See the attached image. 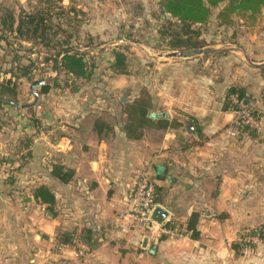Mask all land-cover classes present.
Listing matches in <instances>:
<instances>
[{"label":"crops","instance_id":"0c3cea01","mask_svg":"<svg viewBox=\"0 0 264 264\" xmlns=\"http://www.w3.org/2000/svg\"><path fill=\"white\" fill-rule=\"evenodd\" d=\"M255 23L239 18L243 28L236 35L206 47V66L192 52L180 56L190 58L187 64L165 63L174 77L164 76L157 92L153 86L143 91L148 122L137 128L128 111L140 92L119 98L115 112L111 98L73 92L55 78L46 81L45 93L42 85L34 88L35 105L20 107L13 103L34 100V80L18 79L17 102L5 94L9 104L0 110V170L10 167L6 178L12 177L0 180V264H264L262 240L253 253L232 248L239 231L256 224L249 199H264V113L253 135L230 138L233 112L223 109L235 87L264 110V16ZM4 70L0 81L11 77ZM55 165L72 171L70 179L54 175ZM139 173L168 211L161 226L170 235L125 229L120 221L123 198ZM40 186L53 195L51 205L35 196ZM192 212L196 238L186 228ZM143 236L154 251L141 248Z\"/></svg>","mask_w":264,"mask_h":264},{"label":"rangeland","instance_id":"374dc122","mask_svg":"<svg viewBox=\"0 0 264 264\" xmlns=\"http://www.w3.org/2000/svg\"><path fill=\"white\" fill-rule=\"evenodd\" d=\"M46 2L48 0H23V3L20 0H0V13L11 5L15 8L23 6L30 12L46 6ZM159 3L160 0H49L52 12L50 46L18 39L13 34L6 33L7 39L0 41V47H4L0 51V71L9 69V72L15 73L22 64H30L31 77L28 81L44 79L51 83L57 78L59 84L73 92L80 91L89 97L111 98L107 99L116 112L120 106L119 98H123V101L124 98L130 99L152 86L157 92L158 83L164 76L168 79L174 77V70L167 73L164 71L162 66L165 63L187 64L190 60L166 55L172 51H188L166 48V40H162L158 33L165 22ZM227 4L228 1L225 0L211 7L208 20L201 25H193L199 29V34H193L192 38L198 40L201 46L190 52L198 54L199 60L195 61L198 66H206L204 59L207 54L204 53L209 52L206 47H212L214 40H223L228 34L232 37L243 28L237 24L239 18L246 16L250 25L256 27L260 25L255 23L257 18L264 16V7L253 13H240L236 10L227 13L225 17L221 16ZM64 47L84 53L86 76L73 79L59 69L62 54L56 56V63L54 54ZM116 53L121 54L119 62H116ZM184 70L185 66L181 71ZM177 72L181 73L179 70ZM263 186L264 184L259 186L260 189ZM248 203V212H254L252 216L256 219V224L239 231L238 242L242 243L239 244L240 252H251L257 247L261 242L253 231L260 226L264 228V199L252 198ZM164 228L168 230V227ZM143 232L153 233L151 230ZM159 234L167 236L171 232Z\"/></svg>","mask_w":264,"mask_h":264},{"label":"trees","instance_id":"16d2710c","mask_svg":"<svg viewBox=\"0 0 264 264\" xmlns=\"http://www.w3.org/2000/svg\"><path fill=\"white\" fill-rule=\"evenodd\" d=\"M224 1L225 0H160L159 8L165 22L163 28H160L158 33L162 40H166V48L171 50H185L186 52L188 51L187 53L194 49H198L201 46L200 42L198 40H193L192 35L199 34V29L194 28L193 25L205 23L210 16V8ZM227 1L228 4L223 10L224 12H221V16L224 17L227 13L236 10L240 11V13H253L264 7V0ZM46 4V6H42L30 12H27L23 6H18V8L12 5L6 7L3 12L0 13V41L7 39V33L13 34V37L18 39L39 42L46 47L50 46L51 37L49 30L52 28L50 23L52 12L50 11L49 0ZM51 46L53 47V45ZM62 52L65 53L62 54ZM60 54H62L59 60L60 70H63L66 75L71 76L73 79L86 76V61L83 52L72 51L71 47H64L61 51L58 50L55 52V63L57 62L56 56ZM120 56L121 54L116 53V62H119ZM30 69V64H22L19 66L18 72H10L11 77H14L15 80H12L10 77L7 80L0 81V110L3 105L9 104L3 97L5 94L9 96H6L9 102H17L16 96L19 92V83H17V80L20 78L29 80L31 77ZM50 87V84L42 85L40 87L41 92H47ZM232 95L237 96L238 103L232 102ZM243 95L244 94L239 89L230 87L224 96L223 109L232 110L240 105H249L247 98H244ZM262 101L264 107V95L262 96ZM145 106L146 99H143L142 90L140 92V97L134 100V106L131 108L130 112L128 111V116L131 120L129 123L130 125L137 128L148 122ZM161 125L165 127L166 123ZM128 132L130 131L128 130ZM243 132L253 135L255 130L248 125H244L238 129V134ZM134 136L137 137V135ZM52 172L62 181H67L72 176V171L68 169L63 170L62 167L57 165L53 166ZM11 180V176L5 179L7 182ZM35 196L38 197L41 202H46L50 205L54 202L53 195L44 186H40L35 190ZM196 219L197 214L192 212L186 225L187 230L191 231L190 238H196L198 236L195 227ZM262 227L263 226H260V228L254 230L253 233L257 235L260 240L264 241V228ZM63 237H66V234L60 235L62 240ZM239 244L242 243H233L232 248L237 251L240 248Z\"/></svg>","mask_w":264,"mask_h":264},{"label":"built area","instance_id":"2783aa9c","mask_svg":"<svg viewBox=\"0 0 264 264\" xmlns=\"http://www.w3.org/2000/svg\"><path fill=\"white\" fill-rule=\"evenodd\" d=\"M264 95V86L262 88ZM233 103H238L236 95L231 96ZM233 117L228 125L227 134L230 138H236L238 129L248 125L254 129H259L260 116L264 110L257 109L253 104L240 105L231 110ZM10 167L0 170V180L5 179L10 172ZM155 186L144 173H139L123 198V209L119 215L120 221L124 222L125 229L158 230L159 233H168L169 230L154 222L150 215L158 203L155 199Z\"/></svg>","mask_w":264,"mask_h":264},{"label":"water","instance_id":"95a60500","mask_svg":"<svg viewBox=\"0 0 264 264\" xmlns=\"http://www.w3.org/2000/svg\"><path fill=\"white\" fill-rule=\"evenodd\" d=\"M166 55L168 57L186 56V54H184L181 51H172ZM45 83H46V80L44 79L32 81L30 84V91L32 95L34 96V100L29 103H25V104H19V103H13V104L16 106H20V107H29V106L35 105L38 100V92H36L34 88L37 86L44 85ZM180 119L186 125L188 129L192 130L193 128L192 122H190L186 117H181ZM192 134H194V132H192ZM1 186H2V183L0 182V188ZM150 217L154 222H156L159 225H162L168 217V211L165 210L162 206L156 205L154 209L152 210ZM149 241H150V238L148 236H143L140 246L142 249H150L151 251H154V246L149 244Z\"/></svg>","mask_w":264,"mask_h":264}]
</instances>
